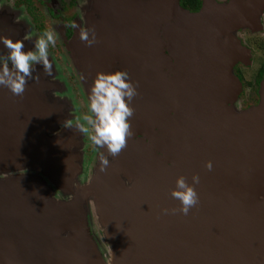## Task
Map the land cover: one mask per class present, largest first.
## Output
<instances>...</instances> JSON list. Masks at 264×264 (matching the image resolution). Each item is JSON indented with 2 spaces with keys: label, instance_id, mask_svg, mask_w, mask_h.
<instances>
[{
  "label": "water",
  "instance_id": "obj_1",
  "mask_svg": "<svg viewBox=\"0 0 264 264\" xmlns=\"http://www.w3.org/2000/svg\"><path fill=\"white\" fill-rule=\"evenodd\" d=\"M250 5H243L242 13L226 26L220 22L233 7L205 4L200 12L189 14L179 7V0H100L97 11L86 13L83 30L90 31V38L94 31L96 43L89 47L81 41L77 57L72 56L87 80L84 85L90 86L97 72L126 71L137 85L143 107L162 119L167 110L171 117H186L184 130L190 129L184 155H179L177 144L183 141L176 136L156 127L150 132L142 124L137 130L131 124L128 140L146 148L143 156L151 154L150 164L158 175L157 193L146 198H140L143 176L134 163L122 153L108 156L104 149L109 166L105 171L97 166L90 182L76 191L77 172L68 151L76 147L71 140L77 136L62 127L61 113L53 107L58 97L51 86L45 80H30L23 96L0 87V264H104L88 226L85 201L92 194L110 243V264H264V240H260L264 218L259 212L264 204V77L257 106L246 111L232 107L242 90L233 69L238 63L248 66L250 54L233 33L248 23ZM212 12L216 24L205 33ZM0 37L15 41L11 30L0 32ZM204 41L212 48L226 45L234 59L219 61L217 53L204 54L202 45H208ZM184 47L195 53H186ZM3 48L0 41V51ZM5 60L0 55V66ZM188 67L193 68L188 74L192 80L180 85V71ZM214 75L219 76V84L223 82L217 95ZM200 113L207 115L202 124ZM194 134L200 150L190 144ZM100 154V149L94 152L96 160ZM116 170L124 174L118 176ZM194 175L199 176L197 193L220 197L219 209L226 207L228 218H236L225 225L207 223L199 217V204L187 216L173 214L180 207L171 196L176 179L183 176L191 184ZM222 187H231L228 195L219 193ZM250 211L254 213L249 215ZM238 219L243 226L249 224L248 233L239 229ZM254 222L262 225L257 234L251 233Z\"/></svg>",
  "mask_w": 264,
  "mask_h": 264
},
{
  "label": "clouds",
  "instance_id": "obj_2",
  "mask_svg": "<svg viewBox=\"0 0 264 264\" xmlns=\"http://www.w3.org/2000/svg\"><path fill=\"white\" fill-rule=\"evenodd\" d=\"M68 27L78 28L75 22ZM79 38L89 47L96 43L95 32L81 29ZM0 41L8 49L5 62L0 66V87H6L14 96H23L26 85L30 80H39L33 77V65H40L46 75L53 74V64L49 60V46L55 47L56 37L52 30H46L41 37L35 41L33 50L25 51V44L22 40L13 42L6 37H0ZM11 68L9 67V62ZM138 95L137 85L131 80L128 72L116 70L105 73L97 72L92 84L88 88L89 113L83 116V120L89 127L77 123L79 132L87 134L88 139L97 149H104L108 156H118L126 147L127 140L132 135L131 119L134 116L132 101ZM100 171H105L109 166L107 156L101 152ZM209 170L212 165L207 164ZM199 183V176L192 177V183L180 176L175 181V187L171 190V196L180 203L179 211L187 216L191 209L199 204V194L195 185ZM59 191V190H58ZM168 209L163 212L168 214Z\"/></svg>",
  "mask_w": 264,
  "mask_h": 264
},
{
  "label": "rangeland",
  "instance_id": "obj_3",
  "mask_svg": "<svg viewBox=\"0 0 264 264\" xmlns=\"http://www.w3.org/2000/svg\"><path fill=\"white\" fill-rule=\"evenodd\" d=\"M87 1V7L86 9H83L80 14H78L79 19H88L87 12L93 10L97 11V9L100 7V0H86ZM82 2L83 0H78V6H76V10L82 8ZM7 3L4 0H0V9L2 11L3 19L0 21V32L11 30L12 33H14V39L15 41L20 40L17 39V32L21 34V32H24L27 34L28 38L25 40H22L25 44V51L33 50V46L35 41L38 40L37 37H35L34 34L28 33L30 30L29 24L27 25V22L21 17V13L12 10L9 6L6 5ZM19 21L18 25H13V21ZM76 24L80 22L74 21ZM62 31V29L60 28ZM78 31V28L74 29V32L76 33ZM261 32L256 34H251L249 37V34H246V37L242 38L239 34H241L240 30H237L233 33V37L238 41L240 46H242L245 49H249V65L245 66L244 64H236L233 69V75L237 77L239 80V75L241 76V86H242V94L240 96V100L235 102L232 107L236 111H246L243 109V106L247 103L256 102V98H254V93L257 90V84H256V78H257V72L261 66H263L264 61V21H261ZM242 35V34H241ZM20 36V35H19ZM60 36H62V32H60ZM76 36V35H75ZM79 34L76 38H78ZM249 38L245 40V38ZM75 38V45L78 44V39ZM13 41V42H15ZM69 45L74 48L73 39L69 42ZM0 55L4 56L5 59L8 55V49L3 48L0 51ZM62 63L59 65L53 64V74L51 76H48L44 73L42 66L40 65H33L34 73L33 77L38 76V81H44L49 84L51 87V91L58 97V102H53V107L55 110H58L59 113H61V119L64 121L62 125L65 127H69L70 131L73 132L77 136V140H71L72 145L76 148H70L69 149V155L70 157V164L73 166L74 170L77 172L75 181L73 182V186L76 191L81 190L86 186L87 183L90 182L92 176L95 173V170L98 168L97 166L100 165L99 158L96 160L94 152H98L99 149H97L92 143H90L87 134L81 133L77 130L76 124L82 123L86 127H89L86 122L83 120L84 116V105L83 102L86 103L87 100V94L86 90H88L87 87L84 86V83L82 79L80 80L77 78L76 80H70V78H74V74L72 73V70L69 68V65L67 63L68 57L67 55L62 56ZM67 58V59H66ZM49 59H51L49 57ZM54 61V60H53ZM9 65L11 66V63L9 61ZM113 72V71H112ZM60 76H65V79H60ZM70 77V78H69ZM57 79L60 81L57 82ZM54 79L56 81H54ZM35 80V79H34ZM50 80L53 82V84L50 83ZM67 80V81H66ZM36 81V80H35ZM69 82V83H68ZM66 84L68 86H66ZM70 84V85H69ZM54 95V96H55ZM243 101V102H242ZM249 101V102H248ZM245 102V103H244ZM258 105V104H257ZM257 105H254L257 106ZM89 110V107H87ZM79 140V141H78ZM87 140V141H86ZM77 142V143H76ZM98 150V151H97ZM101 153V149H100ZM74 154H76L74 156ZM105 155V154H104ZM78 157V158H75ZM100 157V156H99ZM108 160L109 157L107 156ZM110 161V160H109ZM112 162V161H111ZM118 173V176L121 172L119 170H116ZM55 198L61 199L59 196L55 195ZM95 200L96 198L92 195H90L85 202L88 216V226L90 229V234L97 245V250L99 252V255L101 257V260L104 264H110L111 262V250H110V243L109 240L105 237V227L100 221L99 215L96 213V210L94 208L95 206ZM88 207V208H87Z\"/></svg>",
  "mask_w": 264,
  "mask_h": 264
},
{
  "label": "flooded vegetation",
  "instance_id": "obj_4",
  "mask_svg": "<svg viewBox=\"0 0 264 264\" xmlns=\"http://www.w3.org/2000/svg\"><path fill=\"white\" fill-rule=\"evenodd\" d=\"M4 1L7 3L6 5L9 6L12 10L22 14L20 16L23 17V19L27 22V25L29 24L30 26V30L28 33L34 34L35 37L39 39L42 33L46 30H52L54 32V35L56 37V44L55 47L49 46V57L51 58L49 60L52 61V63H54L55 65H59L60 63H62V58H63L62 56L67 55L68 57L67 63L69 65V68L72 70V73L74 74V78H75L73 79L69 77L70 80L68 81L71 80L74 81L77 78H79L80 80L82 79L83 83L87 81L86 78H84L83 76V72L79 71L76 68L74 59L72 57L73 54H75V56L77 57L76 49L81 45V40L79 36L78 38L76 37L81 29L86 28L85 20L78 18V14H80L83 9H86L88 5L86 0H83L82 8L78 10H76V6H78V0H4ZM205 4L215 5L217 8L233 7V10L237 11L238 15H240L244 10L243 5L251 4L247 16L248 23L244 25L241 24L239 27H237V30H240L241 32L242 35L239 34L241 38L242 36L246 37L247 33L249 34L250 37L251 34H256L261 32L260 31L261 21H264V0H179V7L183 11L189 14H195L200 12L202 8L205 6ZM0 14L2 15L1 9H0ZM76 20L77 22H80V24L77 23L79 27H78V31L75 33L74 28L68 27V25ZM18 22L19 21L17 20L13 21V25L14 24L18 25L19 24ZM60 28L62 29V31L60 30ZM60 32H62V36H60ZM16 33H17V39L19 38L20 40H25L28 38L27 34H25L24 32H21V34H19V32L16 31ZM75 38L76 40L78 39L77 40L78 44L76 45L74 42ZM72 39L74 43V48L69 45V42ZM247 39L249 38L248 37L245 38V40ZM166 55L170 58V60H172V57L169 52H166ZM262 69H263L262 76L258 80V76ZM256 76H257L256 78L257 90L254 93V98H256L257 100H255L256 102H254L253 105L252 103H247L246 105H244L243 109L245 110L254 107V105H257L259 102L258 90H259L260 82L264 77V61H263V66L259 68ZM59 78L60 79L62 78L63 80V78L65 79V76L64 77L60 76ZM239 78L241 82L242 78L240 75ZM56 80L57 82L60 81L57 78ZM56 80L54 79V81ZM91 82H93L92 79ZM66 86L68 85L66 84ZM85 87L89 88V84L86 85ZM241 92L238 95L237 100L235 102L240 100V96L242 94ZM86 94L88 100V90H86ZM83 105H84L83 114L86 115L89 113V110L87 109L89 105V101H86V103L83 102Z\"/></svg>",
  "mask_w": 264,
  "mask_h": 264
},
{
  "label": "bare ground",
  "instance_id": "obj_5",
  "mask_svg": "<svg viewBox=\"0 0 264 264\" xmlns=\"http://www.w3.org/2000/svg\"><path fill=\"white\" fill-rule=\"evenodd\" d=\"M237 16H239L237 11L232 10L231 14L229 12V15L225 16L224 19L222 20V22L219 21L220 25L221 26H226L229 19L232 18L233 20H235V17H237ZM216 20L217 19L214 17V12H212L211 14H209L207 16V29L204 31L205 33L210 31L209 29H211L216 24L215 23L213 25V21H216ZM201 35H202V38L205 39V37L203 36V33H201ZM207 42L208 41H204L205 44L209 43V42L208 43ZM187 44L188 43L185 42V45H187ZM202 46H203V48H205L204 49V54L209 55L208 53H212V55H215V53H217V57L215 58L216 60L221 61L222 58H225V61L226 60L230 61V60L234 59V56L232 55L233 53L226 47V45L224 46V44L223 45H216V46H214V48L209 47L210 44L202 45ZM184 48L186 49L185 52L189 53L190 55L195 53V51L193 49H191V48H188V47L187 48L184 47ZM207 48H209V50H207ZM209 56H211V55H209ZM220 56H222V57H220ZM214 57L215 56L210 57L211 60H213ZM94 67L96 69V66H94ZM180 67H182V66H179L178 69ZM192 69L193 68H190V67H188L187 70L183 69V68L181 69L180 77H179L180 80H181L180 85L192 80L191 76L188 77L189 71L192 70ZM211 80L213 82L216 81L215 84L217 83L216 88H215V95H217L222 89L221 87L223 85L221 83H223V82H221L219 84L218 83L219 82L218 81L219 80V76L216 77L215 75L211 78ZM228 86L231 89V86L230 85H228ZM182 89H184V87ZM184 91L188 92V90L186 88L184 89ZM138 101H139V96L137 95L134 98V100L132 101V105H131L134 108V110H135L134 111V116H133V118L130 121L132 126L138 130L139 129L138 128V124H142L143 126L147 127V129L150 132H151V130H153V127H156V128H158L160 130L164 129V131L165 130L168 131V133L170 135L176 136L178 138L179 142L183 141V143L181 142L182 144L178 143L177 145H179L178 146V148H179L178 154L179 155L180 154L184 155V152H185V149L183 147L184 140H185V137L188 140L189 134H190L189 126H187L185 128V130H184V127H185L184 124H186V121H185L186 117L183 118L181 115L179 116V115H176V114L171 117L172 113H170V115H169L168 112H170V110H167L165 118L162 119V116L159 115L156 111L149 110V107H145V106L143 107L142 103H139ZM170 102H171V104H173L175 106L174 100H170ZM171 104H170V107L172 106ZM168 109H170V108H168ZM204 117L207 119V115L203 116L202 113L199 114V117H197L198 120H199V124L203 123ZM147 123H149V124H147ZM160 124H165L166 127L165 128H160ZM150 132H149V134L151 135ZM185 133H186V135H185ZM190 139L192 140L191 143H190L191 145L195 144L196 145V149H198V150L202 149V148H200V144H198V142H197L199 140L196 138L195 134L192 135L190 137ZM187 143H188V141H187ZM132 144L133 143L130 140H127V147L121 153L125 154V159L128 162L134 163L136 171H138L143 176L142 177L143 191H141V193H143V194L141 195L140 198H146L149 194H152V192H154L155 194L157 193L156 186L158 184L155 183L154 181L157 179L158 175H156L154 173V168L151 167L152 164H150L151 160L149 159V158H151L150 157L151 154H149V158L147 156H143V153L145 152L146 148L143 147V146H139L141 144H137V146H133ZM134 155H137V156L134 157ZM172 156L174 158V155H172ZM135 162H137V164H135ZM263 176H264V173H263ZM102 185L106 188V187H109L110 184L104 183ZM222 189H224V190H222ZM222 189L218 188L219 193L220 194L225 193V194L228 195V190H230L231 187L229 189H225L224 187H222ZM210 193H212V192H206V191L202 192L201 191V193L199 195V198L201 199L199 201V205L200 206H199V209H198L199 210V217L204 218L203 220L206 221L207 223L214 222V221H217V222H219V221L222 222L223 221L222 222L223 224H224V222H231L234 219L233 217H235V216L233 215V217L231 216L230 218H228V216L230 215L229 210L226 207H225V210H220L219 209V206H220L219 198L220 197L219 198L213 197L211 199ZM105 204H108V199L105 201ZM226 209H227V211H226ZM219 211L224 212L225 215H221L219 213ZM259 212H260V216L262 218H264V204H262ZM252 213H254V212L250 211L249 215H251ZM238 221H239V223H241V226H239V229L244 230V231H246V229H249V224L248 223L245 226H243V221L241 219H238ZM238 224L235 226L236 228H237ZM215 228L216 227H213V230L221 231V228H219V227L217 229H215ZM261 229H262V225L259 224L258 222H254V226L251 229V233L252 234H257V232L261 231ZM223 231L226 234H228V235L235 234V233H230V230H223ZM234 232H235V229H234ZM248 232L249 231H246V233H248ZM260 240L261 241L264 240V237H261Z\"/></svg>",
  "mask_w": 264,
  "mask_h": 264
},
{
  "label": "trees",
  "instance_id": "obj_6",
  "mask_svg": "<svg viewBox=\"0 0 264 264\" xmlns=\"http://www.w3.org/2000/svg\"><path fill=\"white\" fill-rule=\"evenodd\" d=\"M262 72H263V69L261 70V72H260V74H259V76H258V80L261 78V76H262Z\"/></svg>",
  "mask_w": 264,
  "mask_h": 264
}]
</instances>
